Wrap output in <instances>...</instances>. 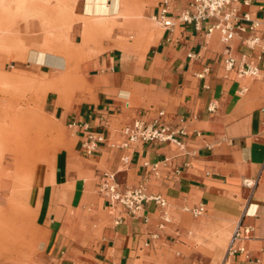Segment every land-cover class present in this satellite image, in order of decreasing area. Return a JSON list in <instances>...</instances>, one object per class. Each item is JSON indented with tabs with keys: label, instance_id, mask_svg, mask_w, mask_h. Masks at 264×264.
Here are the masks:
<instances>
[{
	"label": "crops",
	"instance_id": "crops-1",
	"mask_svg": "<svg viewBox=\"0 0 264 264\" xmlns=\"http://www.w3.org/2000/svg\"><path fill=\"white\" fill-rule=\"evenodd\" d=\"M66 1L74 17L97 14L88 0ZM159 1L146 8L153 23L141 41L94 33L73 55H86L79 67L88 71L92 89L84 101L55 109L74 145L58 152L50 171L35 168L23 203L37 233L28 255L34 247L41 264H264V55L259 61L245 44L250 34L264 42V0L231 4L257 23L254 33L236 30L230 42L235 57L245 53L257 63L256 76L225 69L218 31L205 35V25L197 30L176 19L187 0H166L174 25L161 26L154 19ZM109 3L103 0L104 10ZM73 29L79 39L68 37L69 43L78 45L81 21L75 19ZM44 52L43 62L28 55L26 62L41 72L65 70L60 46ZM10 64L14 60L0 53V70ZM161 111L179 143L120 145L125 125L152 123ZM84 125L104 138L90 154L81 147ZM104 171L114 173L119 191L140 186L161 195L166 207L149 199L132 214L110 203L98 191ZM198 207L203 210L194 215ZM3 209L0 204L2 211L8 205ZM236 229L241 232L228 252Z\"/></svg>",
	"mask_w": 264,
	"mask_h": 264
},
{
	"label": "rangeland",
	"instance_id": "rangeland-1",
	"mask_svg": "<svg viewBox=\"0 0 264 264\" xmlns=\"http://www.w3.org/2000/svg\"><path fill=\"white\" fill-rule=\"evenodd\" d=\"M60 2L62 3L63 0H47L49 9L57 7ZM64 2L70 7L73 18L81 21V42L78 45L71 43L75 52L86 47L89 42H93L94 33H101L102 38L106 36L108 39H110L111 34H117L122 39L137 42L145 38L152 29L153 21L149 20L146 15V8L152 3V0H131L132 7H130V0H120L119 13L102 17L84 14L74 17L73 5L66 0ZM20 9V6L14 5V3L9 6L7 0H0V28L3 27V24H7L11 15L16 13L19 16ZM1 23L3 24L1 25ZM20 23L18 21L17 24ZM38 29L36 25L32 26L28 33L22 31L20 36L29 37L27 35L29 34L36 37L35 35L40 32ZM54 30L57 36L60 30L57 26ZM67 35L68 40H70L68 37L79 39L75 29L72 30V25ZM58 38L59 36H57ZM44 57L42 55L40 59L44 61ZM85 57V54H81L74 58L68 65L67 71L69 73L67 75L65 74L67 73L66 69L41 72L38 66L28 64L26 58L14 59L15 65L10 64L3 70L4 74L11 72L17 74L32 73L37 76L40 74L62 75L63 79L57 91L47 89L40 97L35 95L34 85L40 83L41 77L31 80L18 79L12 82H6L0 78V204L4 207L3 210L8 205V210H0L2 215H0V230H5L3 233L0 232L1 264H29V262L41 264V259L34 247L29 255L27 253L31 247V242L36 241L37 233L33 218L29 210H24L23 203L28 194L31 176L35 168L47 166L50 171L54 167L58 152L74 145L75 140L71 131L58 115L59 110L55 111V109L59 107L62 109L72 102L84 101L90 94L92 89L87 81L88 71H83L79 67V63ZM35 81L37 83H34ZM13 147L27 151V156L22 158L14 155L10 150ZM13 179L14 183L18 182V184H15L11 193ZM19 218H26L29 224L22 225L21 221H18ZM16 227L17 229L19 227V231ZM8 229L11 232L8 233ZM4 247L7 248V251H2Z\"/></svg>",
	"mask_w": 264,
	"mask_h": 264
},
{
	"label": "built area",
	"instance_id": "built-area-1",
	"mask_svg": "<svg viewBox=\"0 0 264 264\" xmlns=\"http://www.w3.org/2000/svg\"><path fill=\"white\" fill-rule=\"evenodd\" d=\"M234 1L238 0H187V7L180 10L175 17L183 25L193 24L194 28L197 30H201L203 27L202 25H205V35H210L214 31H218L221 41L224 44L222 54L224 56L225 69H235L239 76H256L260 71L257 63L247 60V55L245 53L241 54L238 58L232 54L230 42L234 38L236 30H248L254 33L257 29V23L252 21L247 12L242 15L237 14V8L231 6ZM248 1L249 0H244V3ZM157 8L154 19L161 26L171 29L174 25L175 17H173L169 11L167 1H159ZM245 44L249 49L257 53V58L260 61L262 55H264V42H262L261 37L257 34H250L245 39ZM189 56H191V54H189ZM162 116L163 112L161 111L158 113L159 118L155 119L152 123H146L136 119L132 123L125 125L122 128V134L125 136V139L120 145L125 147L128 143L137 141L146 143L172 141L179 143L175 137L176 131L170 129L168 125L161 122L160 118ZM84 131L86 135L81 147L85 153L90 154L96 150L99 144L103 142L104 138L101 133L88 131L86 125H84ZM181 133L183 134V132ZM98 191L106 196L110 203H120L132 214L140 210L142 203L149 199L154 200L162 209L167 205L165 199L161 195H147L140 186L128 189L124 192L119 191L115 175L112 172L104 171L98 176ZM202 210V207H198L192 209L191 212L197 215L200 214ZM163 219L164 221H168L166 212H163ZM240 232L239 229H236L232 234L227 248L228 252L232 251V243L237 236H239ZM242 234L248 235L249 229H243Z\"/></svg>",
	"mask_w": 264,
	"mask_h": 264
},
{
	"label": "bare ground",
	"instance_id": "bare-ground-1",
	"mask_svg": "<svg viewBox=\"0 0 264 264\" xmlns=\"http://www.w3.org/2000/svg\"><path fill=\"white\" fill-rule=\"evenodd\" d=\"M58 1H61V0H58ZM119 1L120 0H111V3H109L106 7V10H104L103 0H88V2H89L88 6L90 7L88 10L92 11V12H97V14H95V15L94 14H89V15L86 14V16L102 17V16H106V14L104 15V13H103L104 11H106L108 13V11H110V10L112 11L111 15L117 14V13H119ZM7 2L9 3V6H12L13 3L16 6H20L21 12L19 13V16H17L16 13L13 14V16L11 15V17H9L6 25L1 23V25L3 24V27L0 28V53L7 55V57L11 60L19 59V58L23 59V58H26V55H28V58L31 60H36L37 62H43V60H41L40 57L42 55L45 56L44 51H46V50L56 51V47L60 46V48H61V50H63L65 58L67 60L66 61V68H65L67 71L68 65L71 63L74 52H75L74 51L75 49L71 46V43H69V40L67 39V36H68L67 33H68V31L72 25L71 22H73V20H75V18H73L72 14H71L70 7H68L67 3L64 2V0H63V2L62 3L60 2V4L57 7L49 9L48 4H47V0H7ZM130 4H129L130 7H132L131 0H130ZM85 10H87V9H85ZM18 21H20L21 23L17 24ZM35 25L37 26V28H39L38 30L40 31V32H38V35H35L36 37H33L29 34H27L29 37L20 36V33H22V31H23V33L24 32L28 33V31H30L32 29V26H35ZM56 26L60 30L59 33L57 34V36H59L58 39L56 36V32L54 30V28ZM61 36L63 38H60ZM55 65H56V63H55ZM68 73H69V71H67V73H65V74L67 75ZM36 77L37 78L41 77V81L36 86L34 84H32V85H34L35 95L40 96V97L44 94V92L47 89L57 91L58 86H59L60 82H62V79H63L62 75L48 76L45 74H40L37 76V75H34L32 73L17 74V73H11V72H7L4 74L3 70H0V78L2 80H5L6 82H12V81H15L18 79H22V80L30 79L31 80V79H34ZM64 79H65V77H64ZM38 82H39V80H38ZM34 83H37V82L35 81ZM10 150L16 156L18 155L19 157L21 156L22 158L27 156V151L21 150L19 148L13 147V148H10ZM19 219L20 220H18V221H21L22 225L29 224V222L26 218H19ZM0 221H1V219H0ZM18 223L19 222H17V224ZM17 224H15V225H17ZM7 226H6V228H7ZM12 229H13V227H12ZM16 229H17V227H16ZM17 230L19 231V227ZM4 231L0 230L1 233H3ZM9 232H11V230L8 229V233ZM6 233H7V231H6ZM10 240H12V239H10ZM14 241H16V240H14ZM20 242H21V240H20ZM1 243L3 244V242H1ZM14 244H16V243H14ZM6 249L7 248L4 247L2 249V251L6 250ZM27 253H28V251H27ZM10 258H11V256H10ZM10 260H12V259H10Z\"/></svg>",
	"mask_w": 264,
	"mask_h": 264
}]
</instances>
